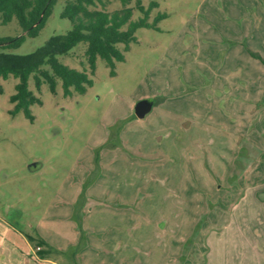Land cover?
<instances>
[{"label": "rangeland", "instance_id": "1", "mask_svg": "<svg viewBox=\"0 0 264 264\" xmlns=\"http://www.w3.org/2000/svg\"><path fill=\"white\" fill-rule=\"evenodd\" d=\"M153 1L149 21L166 17L136 30L115 73L98 57L85 93L31 75L33 120L12 113L18 79L0 78V264H46L43 250L62 264H227L264 234V65L249 52L264 54V0ZM65 3L36 36L0 20V37L25 35L0 54L68 32ZM85 49L57 57L88 70ZM142 98L154 106L138 118Z\"/></svg>", "mask_w": 264, "mask_h": 264}, {"label": "trees", "instance_id": "2", "mask_svg": "<svg viewBox=\"0 0 264 264\" xmlns=\"http://www.w3.org/2000/svg\"><path fill=\"white\" fill-rule=\"evenodd\" d=\"M119 1L122 8L109 12L105 9L108 0H66L61 16L72 22V28L68 32L50 37L44 45L26 55L0 54V78L7 79L12 75L18 79L15 92L10 96V101L14 104L12 113L22 110L28 118L34 119L30 107L42 101L29 88L31 75L37 90H40L43 82H47L50 90L56 92L60 79L65 96L71 95L73 91L85 93L93 84L92 76L98 57L104 59L111 67V72L115 73V62L123 61L125 51L132 42L137 41L136 30L141 27L156 28L157 22L166 17L165 13H159L153 22L149 21L152 8L158 5L156 1L151 2L148 7L142 0ZM56 2L57 0H0L1 23L7 24L16 18L26 35L36 36L44 27ZM132 2L135 3V8L129 6ZM135 9L142 16L132 21ZM24 39L25 35L17 38L0 37V46L18 47ZM81 42L86 43L88 70L71 68L57 57L69 54ZM119 44H123L122 49ZM249 52L264 63L261 55L251 50Z\"/></svg>", "mask_w": 264, "mask_h": 264}, {"label": "crops", "instance_id": "3", "mask_svg": "<svg viewBox=\"0 0 264 264\" xmlns=\"http://www.w3.org/2000/svg\"><path fill=\"white\" fill-rule=\"evenodd\" d=\"M252 51V50H251ZM255 52V51H253ZM258 53L259 55H261L264 58V54L263 53H259V52H255ZM254 57V56H253ZM256 59V61L254 60V63L258 65V63H262V65H264V63L254 57ZM257 60L259 62H257ZM264 190V188H262ZM262 189H258V190H262ZM262 216V215H261ZM260 216V217H261ZM259 232V231H258ZM263 232H259V235L257 234L256 236H253L252 239L249 238L251 240V242L254 245L253 251L252 252H241L239 254L238 259L236 260L234 258H230L229 263L227 264H264V234H262ZM248 239V241H249ZM41 245L44 247V245L42 244V242H40ZM40 246V245H38ZM45 249V247H44ZM32 256H34L35 260L41 262V263H46V264H62L57 262L56 259H53L55 257L54 253H50L49 251H42V252H32ZM54 256V257H52Z\"/></svg>", "mask_w": 264, "mask_h": 264}, {"label": "water", "instance_id": "4", "mask_svg": "<svg viewBox=\"0 0 264 264\" xmlns=\"http://www.w3.org/2000/svg\"><path fill=\"white\" fill-rule=\"evenodd\" d=\"M154 106L152 98H142L135 105V114L138 118H144L149 112H151Z\"/></svg>", "mask_w": 264, "mask_h": 264}, {"label": "built area", "instance_id": "5", "mask_svg": "<svg viewBox=\"0 0 264 264\" xmlns=\"http://www.w3.org/2000/svg\"><path fill=\"white\" fill-rule=\"evenodd\" d=\"M40 248H41L40 246L37 247V249H40Z\"/></svg>", "mask_w": 264, "mask_h": 264}]
</instances>
